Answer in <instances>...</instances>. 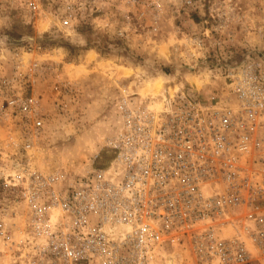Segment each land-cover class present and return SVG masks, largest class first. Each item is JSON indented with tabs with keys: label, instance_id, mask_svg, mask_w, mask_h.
Returning <instances> with one entry per match:
<instances>
[{
	"label": "rangeland",
	"instance_id": "374dc122",
	"mask_svg": "<svg viewBox=\"0 0 264 264\" xmlns=\"http://www.w3.org/2000/svg\"><path fill=\"white\" fill-rule=\"evenodd\" d=\"M34 1L41 16L20 0H0V175L27 166L64 186L105 171L124 111L156 112L182 92L211 102L225 90L224 67L264 59V0H98L91 17L71 0ZM11 100L37 116L19 111L14 119L29 123L34 138L26 142L16 128L8 134ZM13 203L0 204V219L14 226L0 237L6 262L40 230L20 227L29 213L22 200ZM157 252L148 264H167L170 255L194 264L186 250Z\"/></svg>",
	"mask_w": 264,
	"mask_h": 264
},
{
	"label": "built area",
	"instance_id": "2783aa9c",
	"mask_svg": "<svg viewBox=\"0 0 264 264\" xmlns=\"http://www.w3.org/2000/svg\"><path fill=\"white\" fill-rule=\"evenodd\" d=\"M20 1L34 10L36 14H32L42 15L34 0ZM71 1L91 9L87 11L89 17L94 9L99 10L97 5L89 7L98 0ZM67 12L73 10L67 7ZM246 67L252 72L242 75L239 84L259 88L264 95V59L251 63L242 60L236 66L224 67L222 72L239 74ZM226 78L229 82L227 75ZM188 98L171 122L160 121L156 135L142 142L127 138L115 148L112 160L117 164L116 157L122 158L125 170L123 182L117 185L101 183L99 175L91 174L83 180L84 188L69 184L52 190L57 181L32 173L27 166L11 176L1 174V205L14 206V201L41 187L49 189L42 195L48 206L53 208L46 196L51 191L59 202L56 208L62 212L59 218L45 216L44 221H39L37 214L45 215L49 209L44 204L41 207V197L31 209L24 208L29 214L20 227L27 230L38 222H42V227H38L41 228L36 239L30 241L32 248L23 240L19 250L13 248L10 264H111L119 253L126 259L124 264H148L151 255H147V250L159 249L164 244L188 251L194 264H249L253 259L264 264V102L253 103L249 107L253 111L244 113L246 108H242L230 114L227 108L203 104L197 92ZM5 104L3 115L8 134L16 128L22 142L34 138L27 121H14L19 111L33 115L32 109L13 100ZM218 114L226 122L217 120ZM34 117L37 116L33 115L32 120ZM40 127L42 123L36 121L34 128ZM129 127L138 134L143 132L135 121ZM27 133L30 136L24 135ZM157 141L162 143L158 145ZM21 147L20 152L29 148ZM22 173L34 175L23 179ZM78 189L89 195L87 204ZM109 216L128 221L133 237L143 246L130 248L122 244L119 253L107 248L110 244L102 231ZM66 217L77 220L71 218L66 229L50 226V221ZM117 225L127 224L114 223L115 228ZM13 231L14 226L0 219V237ZM146 239L148 246L144 245ZM3 254L0 251V259L7 263ZM23 254L27 256L19 260Z\"/></svg>",
	"mask_w": 264,
	"mask_h": 264
},
{
	"label": "bare ground",
	"instance_id": "6f19581e",
	"mask_svg": "<svg viewBox=\"0 0 264 264\" xmlns=\"http://www.w3.org/2000/svg\"><path fill=\"white\" fill-rule=\"evenodd\" d=\"M247 74L248 73H245L244 71H242L239 74H234V73L228 74V73H226L224 75L225 79H226L225 90H222L221 92H219L220 96L217 94L216 95L217 98L213 99L211 102H208L206 100H202L198 96H197V98L205 105H208V106L213 105L215 107L227 108V112H230V114H234L236 112H239L242 108H246L244 110V113L253 111V109L249 108V107H252L253 103L261 105L264 102V95L260 94L259 88L250 89V88L243 87L239 84V80L242 77V75H247ZM226 75L230 79L229 82L227 81ZM190 83L192 86H195L194 81H190ZM159 88H160V81L158 79V81L155 85V89L158 90ZM190 96H193V94H188V93L182 92L181 94H179V96L176 100H172L171 98H168V100H166L164 102V104L161 106L159 111H156V112L124 111V114L122 117L123 120L120 124V129H119V134H118L117 140H116V142L114 141L112 144L114 151H115V148L118 147L121 143H123V141H125V139H127V138H131V137L136 138L138 141L142 142V141L146 140L147 138H150V137L156 135V133L159 129L160 121L165 119L168 122H171L172 117L178 111L179 106L182 104V102L184 100H190L188 98ZM196 107H198V106H196ZM202 112H203V110H202ZM216 118H217V120L226 122V119L224 118L223 115L218 114V115H216ZM131 121H133V122L135 121L137 126H139L143 129V132L141 134H138L135 130H133L129 127V123ZM164 133H167V132H164ZM161 143H162V141H157L158 145H160ZM164 143H165V145H167V141H164ZM116 162H117V164L112 162L111 167L105 171H101V170L100 171H91L87 176H89L91 174H96V175L100 176L101 183H108V184L117 185V184L123 182L122 178L125 176V170L123 167L122 158L117 159V157H116ZM21 169L22 168H18L17 170H15L11 173L5 174V176L6 175H10V176L14 175L17 172H20ZM32 173H34V172H32ZM36 174H39V173H36ZM30 175H34V174L22 173L23 179L26 176H30ZM39 175H41V174H39ZM5 176L3 178H5ZM87 176H84L83 178H78V177L73 178L68 182V184H66L64 186H58L56 183L55 186L51 189L53 190L55 187H59V188L60 187H66L69 184L71 187L79 186V187L84 188L85 185L83 183V180ZM51 179L54 182L57 181L56 177L51 176ZM34 190L35 191H33L30 194H25L23 196V198L21 199L26 204V208L31 209V207L34 205L35 200L39 197H41V200H40L41 207H43V204L48 206L47 200L44 199L42 195H43V192H45L49 189H44L41 187H35ZM78 190H80V192L82 193V196L85 195L84 198H85L86 204H87L90 201V200H88L89 195L81 189H78ZM46 196L49 199V204L53 208L48 206L49 209L45 210V215L44 214H37V216L40 219L39 221H44L45 216L48 219L59 218V215L62 213L59 208H56V207H58L59 202L56 199L55 195L51 191H48L46 193ZM90 197H92V195H90ZM73 210L74 209H71L70 213H72ZM71 218L73 220H77L74 217H71ZM71 218L66 217L65 219L52 220L49 223H50V226H55V227H60L62 229H66ZM88 221L89 222H96V221H98V219H88ZM105 222L106 223H104L105 225L103 227V231L102 230L101 231L103 232V235H105L107 241L110 244L107 246V248L119 253V250H120L119 246L122 244H126L130 248L143 246V243L140 242L138 238L133 237V233L130 230V226H129L130 223L128 221H126V220H113L112 217L109 216L105 220ZM114 223H124L127 225L125 227H123L122 225H117L115 228ZM41 225H42V222H38L34 226L37 229H40L42 227ZM39 226H41V227L38 228ZM3 229H5V228H3ZM6 239H7L6 237L3 238V240H6ZM34 239H36V235L33 237L25 238V240L23 242H27L29 247L32 248L33 244L30 241H32ZM147 243L148 242L146 239V241L144 242V245L148 246ZM165 246H169V247L178 249V247L175 246L174 244H164L160 248H163ZM157 250L158 249L155 250L154 248L149 249V250H147V255H154L155 253L158 254ZM9 256H10V259L7 260L8 264H10L12 262L11 253L9 254ZM25 256H27V255L26 254H23L22 256L19 255V260ZM172 257H174V256L170 255L168 257L167 264H174V261L171 260ZM125 262H126V259L122 255H120V253H119V257L115 261H113L111 264H124ZM97 264H100V263H97ZM144 264H147V262H144Z\"/></svg>",
	"mask_w": 264,
	"mask_h": 264
}]
</instances>
